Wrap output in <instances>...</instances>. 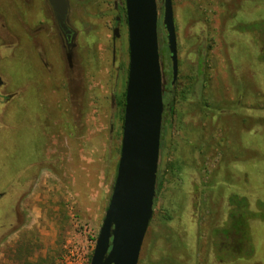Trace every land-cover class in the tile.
Wrapping results in <instances>:
<instances>
[{"label": "rangeland", "instance_id": "1", "mask_svg": "<svg viewBox=\"0 0 264 264\" xmlns=\"http://www.w3.org/2000/svg\"><path fill=\"white\" fill-rule=\"evenodd\" d=\"M171 2L173 114L138 264H264V0ZM0 3V264L74 248L89 264L120 153L124 0H68L69 51L46 0ZM232 195L261 215L245 218L250 256Z\"/></svg>", "mask_w": 264, "mask_h": 264}, {"label": "water", "instance_id": "2", "mask_svg": "<svg viewBox=\"0 0 264 264\" xmlns=\"http://www.w3.org/2000/svg\"><path fill=\"white\" fill-rule=\"evenodd\" d=\"M47 2L58 27L70 35L72 31L66 25L68 0ZM124 3L128 67L120 153L112 193L89 264H138L156 197L165 84L157 33L160 10L157 0H124ZM161 24L166 33L174 84L178 62L171 0H162ZM118 36L117 23L113 40Z\"/></svg>", "mask_w": 264, "mask_h": 264}, {"label": "trees", "instance_id": "3", "mask_svg": "<svg viewBox=\"0 0 264 264\" xmlns=\"http://www.w3.org/2000/svg\"><path fill=\"white\" fill-rule=\"evenodd\" d=\"M160 13H162V10H160ZM157 33H158V45H159V56L163 68V77H164V89L162 94L163 99V114H162V125H161V133H160V144H159V162H158V170H157V176H156V197L158 195V192L162 188L163 184V175H164V157L166 156V148H167V133L168 128L171 124L172 114H173V95H174V86L171 85V79H172V71H171V65H170V59H169V52L166 44V33L165 30L161 24V20L159 18L158 21V27H157ZM124 102H125V91L122 95V100L119 102L121 108L120 111L123 113L124 108ZM123 120V117H122ZM156 197L154 199V205L156 202ZM228 204L230 206L229 212L234 213L237 218L233 220L232 223V229L234 228L239 234L237 242L238 249L241 253V251H245L247 256H250L251 254V247L249 242L245 239L244 236H246V219L250 218L253 215L261 216L258 212H253L250 210L248 201L238 195H232L228 198ZM154 207V206H153ZM264 217V216H263ZM262 218V217H261ZM232 232V231H231ZM242 241L245 242L244 246L242 244ZM245 249H244V247Z\"/></svg>", "mask_w": 264, "mask_h": 264}, {"label": "flooded vegetation", "instance_id": "4", "mask_svg": "<svg viewBox=\"0 0 264 264\" xmlns=\"http://www.w3.org/2000/svg\"><path fill=\"white\" fill-rule=\"evenodd\" d=\"M46 1H47V0H46ZM0 4H1V3H0ZM47 4H48V2H47ZM47 6L49 7V10H50V12H51V14H52V16H53V19H54V22H55V25H56V28H57L58 35L60 36V39H61V41H62V44H63L65 50H72L73 47L75 46L76 30L73 29L72 26L69 24L68 17H67L66 25H67V27L69 28V30L72 31V33H71L70 35H68V34H66L63 30H61V29L58 27V24H57V22H56V20H55V18H54V15H53V12H52V9H51L50 5L48 4ZM161 10H162V7H161ZM124 12H125V4H124ZM68 14H69V8H68ZM161 15H162V13L159 14V18H160V20H161ZM116 18H117V19H116ZM125 20H126V16H125ZM114 21H115V26L117 25V23H118V25H119V23H120V16H119V15H116V16L114 17ZM115 26H114V27H115ZM165 35H166V34H165ZM1 80H2V79H1ZM171 80H172V79H171ZM2 82H3V81H2ZM170 83H171V82H170ZM1 84H2V83H1ZM1 84H0V85H1ZM171 85L175 87V83H174V84L171 83Z\"/></svg>", "mask_w": 264, "mask_h": 264}, {"label": "built area", "instance_id": "5", "mask_svg": "<svg viewBox=\"0 0 264 264\" xmlns=\"http://www.w3.org/2000/svg\"><path fill=\"white\" fill-rule=\"evenodd\" d=\"M62 262V264H84V262L81 261L80 252L75 248L67 251V253L62 256Z\"/></svg>", "mask_w": 264, "mask_h": 264}]
</instances>
